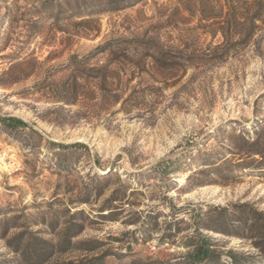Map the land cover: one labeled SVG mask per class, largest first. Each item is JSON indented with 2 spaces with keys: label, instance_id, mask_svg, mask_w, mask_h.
<instances>
[{
  "label": "rangeland",
  "instance_id": "1",
  "mask_svg": "<svg viewBox=\"0 0 264 264\" xmlns=\"http://www.w3.org/2000/svg\"><path fill=\"white\" fill-rule=\"evenodd\" d=\"M252 12L0 0V264H264Z\"/></svg>",
  "mask_w": 264,
  "mask_h": 264
},
{
  "label": "trees",
  "instance_id": "2",
  "mask_svg": "<svg viewBox=\"0 0 264 264\" xmlns=\"http://www.w3.org/2000/svg\"><path fill=\"white\" fill-rule=\"evenodd\" d=\"M227 1L232 4L244 3V0H227ZM245 3H250L251 7H253V12L251 15L253 31L261 29L262 26L258 22L262 21L264 17V0H245ZM7 120L8 123L13 127H20L27 125L25 121L17 117H7ZM75 144L84 145L83 143H75ZM204 244L205 241L203 240L202 243H200V245L196 247V252L198 254L202 253L201 256L203 258L207 257L210 252L209 248H207ZM202 257L199 258V260L202 259Z\"/></svg>",
  "mask_w": 264,
  "mask_h": 264
}]
</instances>
